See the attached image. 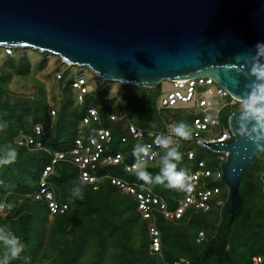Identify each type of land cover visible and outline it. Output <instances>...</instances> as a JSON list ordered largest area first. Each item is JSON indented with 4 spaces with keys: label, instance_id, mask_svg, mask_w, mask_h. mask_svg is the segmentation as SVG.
I'll return each instance as SVG.
<instances>
[{
    "label": "trees",
    "instance_id": "1",
    "mask_svg": "<svg viewBox=\"0 0 264 264\" xmlns=\"http://www.w3.org/2000/svg\"><path fill=\"white\" fill-rule=\"evenodd\" d=\"M5 49L8 64L20 74H28L31 67L27 58L13 56V51L25 48H9L10 52L7 47ZM35 51L46 56L43 64L51 55ZM62 63L66 69L59 78V85L64 87L65 100L59 106L57 104V110L45 96L13 101L9 93L12 74L7 71L0 74V123H7L0 131V155L5 146H11L17 152L14 163L0 166V205L4 204L0 210V226H9L25 244L20 258L10 264H174L182 258L188 264H253L254 256L264 257V223L256 216L254 208L259 196V209L264 212V149L249 165L256 180L250 183L247 176L244 177L240 187L241 210L230 225V191L224 180L214 174L202 178L198 187L199 190L219 188V192L211 197V208L205 211L193 205L180 218L173 219L158 211L154 213L155 221L144 218L135 196L125 193L110 179H104L96 188L82 180L79 168L69 161H59L48 178L55 200L68 205L64 213L51 217L45 197L39 200L29 197L28 194L39 189L42 172L51 163L54 151H68L76 138L87 140L98 128L106 127L113 135L111 148L125 157L124 163L110 164L107 169L116 177L150 187L163 198L168 209L175 210L187 191L145 184L136 177L135 169L128 171L125 168V164L139 162L153 178L160 173L167 150L162 149L159 158L152 162H141L139 155H133V149L143 147L144 141L133 137L129 123L146 131H165L168 116L174 126L184 122L192 133L191 139L177 137L171 145L182 153L178 170L183 169L190 176L198 169L200 160L215 173L220 168L218 153L193 143L194 119L201 115L199 110L189 106L158 109L162 84L148 88L118 82L114 93L109 81L85 68L91 75L88 79L93 88L84 93L81 103L77 97L79 90L72 85L76 75L70 76L73 66ZM90 107L98 110L100 122L86 125L83 118L89 114ZM238 110L239 103L225 107L219 116L221 125L215 126L212 134L218 135L228 128L229 116ZM112 115L116 119H112ZM37 124L43 127L40 135L34 132ZM18 136H33L43 148H36L34 144L19 145L16 142ZM189 149L195 151L193 159L188 157ZM76 186L82 187L83 200L71 196V190ZM220 201L223 205L218 204ZM9 204L13 205L11 210L7 207ZM152 223L161 232L160 252L151 249ZM200 232H204L202 240H198ZM238 235L252 237V250L236 249Z\"/></svg>",
    "mask_w": 264,
    "mask_h": 264
},
{
    "label": "water",
    "instance_id": "2",
    "mask_svg": "<svg viewBox=\"0 0 264 264\" xmlns=\"http://www.w3.org/2000/svg\"><path fill=\"white\" fill-rule=\"evenodd\" d=\"M257 42H264V0H0V47L46 52L138 87L212 77L238 98L255 79L244 74V57ZM239 111L228 119L233 140L216 145L229 153L228 225L240 213L244 177L256 180L249 165L264 149V141L258 147L236 131Z\"/></svg>",
    "mask_w": 264,
    "mask_h": 264
},
{
    "label": "built area",
    "instance_id": "3",
    "mask_svg": "<svg viewBox=\"0 0 264 264\" xmlns=\"http://www.w3.org/2000/svg\"><path fill=\"white\" fill-rule=\"evenodd\" d=\"M7 52H10L7 47ZM61 77V74L58 76ZM173 85L172 89L166 93L162 92L158 98V109H168L176 106H189L196 108L201 112V115L194 119V138L193 143L206 147L212 152L219 154L221 160L220 168L215 173L207 168L204 160L199 161L198 169L192 171L190 176L191 190L187 194L183 202L175 209H168L167 203L163 198L155 193L150 187L140 185L138 183L130 182L125 179L114 176L107 166L110 164L124 163V154L120 151H115L111 148L113 142V135L110 129L100 127L97 131L89 136L87 140L79 137L76 138L73 147L68 151L57 150L52 153L51 163L45 167L40 178L39 189L32 194H28L33 200H39L45 197L48 200L50 208V216L57 213H64L68 209L67 204H61L54 198V192L50 188L48 181L49 175L54 169V166L59 161H69L75 164L80 171V178L85 182L93 184L96 188L104 179H110L111 182L119 186L125 193L135 196L138 201V208L144 218L155 221V211L162 212L167 218H180L185 210L190 206L203 209L205 211L211 208V197L219 192V188H204L199 190V184L202 178L215 175L216 178L224 180V168L228 160V151H218L216 147L218 144H224L233 140V135L228 128H225L220 134L214 135L213 128L220 126V114L227 106H235L238 104V98L232 95L228 90L220 86L212 77H194L182 80L170 81ZM73 87L79 90L78 101L82 103L84 93L92 90L93 85L89 82L88 76L79 75L73 79ZM52 114L55 111L52 110ZM112 119L116 116L112 115ZM84 124L89 125L92 122H100V115L95 107L89 108V114L83 118ZM167 130L165 131H146L143 128L129 123V131L134 138L143 140V147L147 149V155L139 154L141 162H152L159 158L163 148L158 146L159 137H169L170 146L174 143L177 137L172 136L171 129L174 125L165 119ZM34 132L37 135L43 133V127L40 124L35 125ZM126 141V138H123ZM16 142L19 145H35L36 148L42 149L43 145L35 142L33 136H18ZM203 142L211 143L210 147L203 144ZM188 157L193 159L195 151H188ZM133 164H125L126 170L135 169ZM133 166V167H132ZM223 205V202H218ZM4 204L0 205V210L3 209ZM151 235V249L160 252L162 248L161 232L155 223L150 225ZM204 238V232H200L198 240ZM264 261L263 256H254L253 264H261ZM174 264H188L186 259H180Z\"/></svg>",
    "mask_w": 264,
    "mask_h": 264
},
{
    "label": "clouds",
    "instance_id": "4",
    "mask_svg": "<svg viewBox=\"0 0 264 264\" xmlns=\"http://www.w3.org/2000/svg\"><path fill=\"white\" fill-rule=\"evenodd\" d=\"M255 54L244 57L247 70L245 75L248 78L255 77L245 87L244 93L238 97L240 111L236 116V131L241 137L261 146L264 141V42H257L254 46ZM7 127V123H0V131ZM172 136L181 140L191 139L192 133L190 127L184 122L177 123L171 129ZM158 146L166 149L163 157V167L160 173L154 178L139 163L134 165V174L136 177L145 182V184L162 185L165 188L177 191H190L192 177L185 170L179 169L178 164L182 160V153L178 147L170 146L169 137H159ZM147 155V149L144 147L134 148L133 155L138 156L139 153ZM17 152L11 146H5L3 154L0 155V166L10 165L16 161ZM133 167V166H132ZM71 196L76 199L83 200V190L81 186H76L71 190ZM8 209L11 210L13 205L9 204ZM0 264H10L11 261L19 259L24 251L25 244L9 226H0Z\"/></svg>",
    "mask_w": 264,
    "mask_h": 264
},
{
    "label": "rangeland",
    "instance_id": "5",
    "mask_svg": "<svg viewBox=\"0 0 264 264\" xmlns=\"http://www.w3.org/2000/svg\"><path fill=\"white\" fill-rule=\"evenodd\" d=\"M5 51V47H0V74L2 71H7L12 74L9 81V93L11 99L13 101H22L26 99L34 100L45 96L52 108L57 110V107L65 100L62 95L64 87L59 85L60 79L58 76L63 73L66 66L63 65V61L60 57L51 54L50 56H47L46 62L43 64V59L46 56L38 51L32 50V48H25L15 52L13 51V56L16 59L25 56L30 63L31 68L29 73L20 74L19 71L8 64ZM85 68L87 67H70V76H91L88 71L90 69L88 68L87 70ZM109 83L111 85V92L115 93L118 89V82L109 81ZM161 84L164 93L171 90L173 87L170 81H164ZM73 94L75 95V92H73ZM166 119L170 121L171 116H168ZM259 199V196L255 199V214L259 220L264 223V212L259 209L261 208ZM235 246L238 251L252 250V237L238 235L235 239Z\"/></svg>",
    "mask_w": 264,
    "mask_h": 264
}]
</instances>
